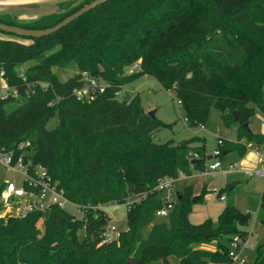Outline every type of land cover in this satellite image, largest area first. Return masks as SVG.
Returning <instances> with one entry per match:
<instances>
[{
	"label": "trees",
	"instance_id": "obj_1",
	"mask_svg": "<svg viewBox=\"0 0 264 264\" xmlns=\"http://www.w3.org/2000/svg\"><path fill=\"white\" fill-rule=\"evenodd\" d=\"M93 1L60 3L56 13L30 23L0 14V23L47 30ZM24 40L0 39V78L23 101L8 111L17 99L0 97V149L43 166L85 212L83 219L56 207L23 219L0 217V264H169V258L230 264V244L246 240L251 211L231 203L217 226L210 219L194 225V187L187 186L169 224H157L163 194L149 193L166 177L204 171L206 140L157 143L156 134L171 125L150 118L139 95L122 102L114 95L152 76L181 103L189 128L206 126L212 109L226 128L239 126L236 142L218 141L221 162L244 157L248 144L264 149L263 135L243 129L257 111L264 113V0H111L50 36ZM68 70L72 75L62 80ZM89 79L105 82L104 91L79 99L75 92ZM55 117L57 126L47 129ZM196 142L202 145L193 148ZM146 193L127 211L118 242L102 244L110 219L98 207ZM258 212L264 222V191ZM248 264H264V244Z\"/></svg>",
	"mask_w": 264,
	"mask_h": 264
},
{
	"label": "rangeland",
	"instance_id": "obj_2",
	"mask_svg": "<svg viewBox=\"0 0 264 264\" xmlns=\"http://www.w3.org/2000/svg\"><path fill=\"white\" fill-rule=\"evenodd\" d=\"M0 39H14L27 43L24 38L2 31H0ZM72 73V70L66 71L65 74H62V80H65L71 76ZM127 73L129 72L127 71ZM97 82H99L101 86L105 84L103 81L97 80ZM136 95H139L141 106L147 115L149 112L155 111L156 119L160 120L164 124L171 125V128L163 129L156 134L155 141L157 143L173 141L175 144H179L194 137L204 138L206 140V155L211 157L213 156V153L219 148L218 139L232 138V128L229 129L224 126L221 119V113L216 109L211 110L208 122L204 128H189L185 121L183 110L178 104V101L174 98V94L164 90L159 82L152 76H143L133 83L122 87L120 91L115 93L114 99L122 102L124 100H130ZM2 96L3 93H0V97ZM16 99V102L9 104L6 107L8 111L16 109L20 104L23 103V101H21L19 98ZM57 124L58 118L55 117L50 120L47 125V129H54ZM251 129L253 130V133L256 134L264 133V113L257 111L256 115L252 119ZM201 145V142H196L192 145V147L197 148ZM256 157L258 158L257 155ZM256 157L248 159L249 163L252 165L245 167L252 169L255 168L256 166L253 164H255V161L257 160ZM241 160L242 159L239 156L232 154L228 157L226 162H223V166H227L230 163L239 164L237 162H241ZM211 164L212 161L207 160L204 171L196 173L194 172V174L188 179H186L185 176L184 179L176 183V187L178 191H181L186 185L192 184L194 186L193 198H199L202 194L207 192L203 201L194 205L192 214L190 215V221L194 225H199L210 219L214 222V225L217 226L218 217L228 204H234L241 212L246 213L249 211L251 208L249 207V197L246 194L245 189L248 186H260L258 194L253 195L255 206L250 210L252 214L251 223L249 226L244 228L245 231L249 232V237L240 247L242 258L245 259L246 263L248 264L255 257L257 248L264 244V227H262L260 223V217H263V215L262 213L259 214L258 212V206L261 198L260 194L262 193L261 191L264 187V184L258 182V180L249 179V181L245 182V184H240L241 186L238 192L232 193L231 191L227 190L231 177L222 171H212L210 169ZM9 182L19 183L20 177L16 175V173L10 172L6 168L0 167V189ZM220 191L221 194L226 197L225 201L220 200V197L218 196ZM2 204L3 197L1 193V207H3ZM66 211L75 217L81 216V214H79L77 209L73 206L67 205ZM127 211L128 207L124 204L118 205L117 207L112 206L106 212L109 217L113 218L114 223L120 232L125 231L127 228ZM169 221V217L155 218V223L157 224L168 225ZM150 229L151 226L143 231L144 237L147 236ZM202 247L208 251H212V247H214V245H204ZM230 264L237 263L231 262Z\"/></svg>",
	"mask_w": 264,
	"mask_h": 264
},
{
	"label": "built area",
	"instance_id": "obj_3",
	"mask_svg": "<svg viewBox=\"0 0 264 264\" xmlns=\"http://www.w3.org/2000/svg\"><path fill=\"white\" fill-rule=\"evenodd\" d=\"M139 64L132 66L133 69H138ZM131 70V72H132ZM0 93H3L4 98L12 95L14 98H18L19 94L16 90H10L6 82L0 78ZM100 88L101 92L104 91L103 86L96 80L89 79L86 86L75 92L79 99L92 100L96 90ZM181 106V103L178 102ZM204 128V127H201ZM222 140H219V144ZM258 151V150H257ZM220 152L216 150L213 153L214 160L210 169L212 171H222L225 174H242L249 179H259L264 181V152L258 151L261 165L255 169H245L240 164H228L223 166V162L219 160ZM27 155L25 153L17 154L15 150L0 149V167L6 168L10 172L16 173L20 177V182L6 183L2 191L3 207L0 206V217L2 218H19L23 219L32 213H46L53 207L66 210L67 205L73 206L77 209L80 217L76 219H83L84 209H81L78 205L72 203L64 194L63 190L58 188V184L52 179L47 170L41 166L26 161ZM197 155H195V159ZM185 178L183 173L179 174V177H166L162 179L158 186L149 193L162 192L163 205L156 212V217H168L176 206L177 196L175 194V185L178 181ZM149 193L137 196L133 200L125 203L128 210L131 209L136 203H140L144 200ZM225 197H221L224 200ZM117 207V204L101 205L99 210L107 212L110 207ZM107 215V213H106ZM108 226L103 234L102 244H112L118 242L120 231L117 229L112 217ZM246 240L242 238H235L230 244L229 256L233 263L246 264L245 259L242 258L240 253V247Z\"/></svg>",
	"mask_w": 264,
	"mask_h": 264
},
{
	"label": "crops",
	"instance_id": "obj_4",
	"mask_svg": "<svg viewBox=\"0 0 264 264\" xmlns=\"http://www.w3.org/2000/svg\"><path fill=\"white\" fill-rule=\"evenodd\" d=\"M67 1H70V0H0V14H10V15L15 16L17 21L20 23H30V22H33V21L39 19L40 17H42L44 15L56 13L58 11V5L60 3L67 2ZM249 127L251 129V124L249 125ZM231 128H232V131H231L232 132V138H230V139H218V141L222 140L224 142H236L238 135H239V126L235 125V126H232ZM231 128H229V129H231ZM251 132H253L252 129H251ZM260 135L264 136V133L260 134ZM247 148H248L247 154L241 158L242 159L241 162H237V163H239L241 165V167H243L245 169H252V168L245 167V166H251L252 164L249 163L248 159L254 158L257 155L258 158L256 157L257 160L255 159L256 161H255V164H253V165L256 166L255 168H258L261 165L259 155H258V151L264 152V149L260 148L258 150L252 144H248ZM255 168H253V169H255ZM228 176L231 178H230V184L227 187V190L231 191L232 193L239 191L241 183L245 184V182L249 181V178H247L246 176H244L242 174H231ZM189 177H191V176H189ZM189 177L186 176V179H188ZM250 180H258V182H261L264 184V181L259 180V179H250ZM187 186H193V185L188 184L183 188V190ZM183 190L178 191V189L175 185V194L177 197L181 192H183ZM195 190H197V189H195ZM259 190H260V186L258 187L256 185L255 186L254 185L248 186L245 189L246 194L249 197V207L251 209L255 206V203L253 201V195H257ZM263 191H264V187L262 188L261 192L263 193ZM262 193L260 194L261 196H262ZM220 197H224V196L221 194ZM220 200H221V198H220ZM225 200H226V197L223 201H225ZM249 211H247L246 213H248ZM260 223H261V226L264 227V222L260 221ZM246 232L248 233V236H247V238H248L249 232L248 231H246ZM215 249H216L215 246L212 247V251H215Z\"/></svg>",
	"mask_w": 264,
	"mask_h": 264
},
{
	"label": "water",
	"instance_id": "obj_5",
	"mask_svg": "<svg viewBox=\"0 0 264 264\" xmlns=\"http://www.w3.org/2000/svg\"><path fill=\"white\" fill-rule=\"evenodd\" d=\"M111 0H94L93 2H91L90 4L84 6L83 8H81L79 11H77L76 13L72 14L71 16L67 17L66 19H64L61 23H59L58 25H56L53 28L47 29V30H31V29H24V28H19V27H14V26H9L6 24H2L0 23V31L5 32V33H9V34H13L16 35L18 37L21 38H26V39H40L46 36H50L58 31H60L61 29H63L64 27L68 26L69 24H71L72 22H74L75 20H77L78 18L82 17L83 15H85L86 13L96 9L97 7L109 2ZM234 119L238 120L239 116L236 112H234ZM148 116L152 119H155V111L149 112ZM243 129H245L247 132H251V129L249 127V124H244L243 125ZM215 157L211 156L208 157L207 160H214ZM198 197L193 198L192 202L194 204H196ZM169 264H175L173 258H169L168 259ZM128 264H138V262L134 259H129L127 261Z\"/></svg>",
	"mask_w": 264,
	"mask_h": 264
}]
</instances>
